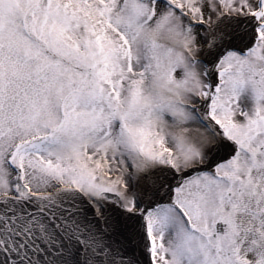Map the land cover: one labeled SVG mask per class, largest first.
Listing matches in <instances>:
<instances>
[{
  "label": "snow or ice",
  "instance_id": "obj_1",
  "mask_svg": "<svg viewBox=\"0 0 264 264\" xmlns=\"http://www.w3.org/2000/svg\"><path fill=\"white\" fill-rule=\"evenodd\" d=\"M0 264H264V0H0Z\"/></svg>",
  "mask_w": 264,
  "mask_h": 264
}]
</instances>
